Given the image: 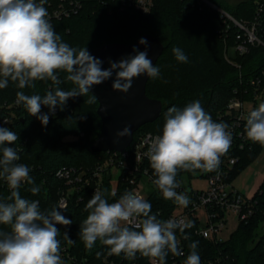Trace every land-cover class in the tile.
Returning a JSON list of instances; mask_svg holds the SVG:
<instances>
[{
  "label": "trees",
  "instance_id": "obj_1",
  "mask_svg": "<svg viewBox=\"0 0 264 264\" xmlns=\"http://www.w3.org/2000/svg\"><path fill=\"white\" fill-rule=\"evenodd\" d=\"M59 1L47 0L44 6L48 11L49 6L56 7ZM78 1L81 9L77 14L50 22L63 42L71 47H86L90 52L109 43L133 44L145 34L158 37L165 46L156 64L160 74L155 79H149L146 89L148 97L163 103L162 114L154 123L142 126L134 134V141L142 133L162 134L165 113L173 106L183 109L198 100L213 121L225 123L227 118L224 114L232 100L257 105L256 97L263 93L264 86V13L257 27V35L263 45H248V52L240 55L235 47L245 40L244 33L233 23L225 22L221 13L199 0H156L148 13L131 8L110 10L111 3L106 0ZM209 1L248 27L256 22L259 0L243 1L233 7L232 12L223 7L224 0ZM173 47L182 49L188 58L186 63L175 58ZM230 49H234V55L230 54ZM57 75L62 90L77 87L66 80L67 73L58 71ZM257 80L260 85L252 83ZM35 84L34 89H18L15 83L9 81L7 88L0 89V126L8 127L19 136L15 144L10 145L18 151L20 159L16 163H23L31 169L30 176L40 188V192L33 195L28 190L33 185L22 183L19 189L21 197L39 201L40 210L45 211L59 207L60 194L67 190L65 182L56 176L58 170L71 167L89 169L104 162L109 153L91 151L98 136L94 138L93 133L101 131L102 123L97 115L98 101L92 103V108L84 104L92 96L90 92L70 98L64 109L61 111L57 108V114L50 116L47 126H42L36 117L29 115L22 105L15 102L17 91L43 96L55 87L50 80L36 81ZM45 110L48 108L42 106V111ZM5 119H9V123H4ZM70 137L73 139L68 140ZM261 148L259 143H254L239 153L240 159L230 172V182L258 157ZM191 172L179 170L176 177ZM109 185L107 180L102 191L110 193ZM10 195L7 182L0 178V201L11 202L6 200ZM92 195L90 189L75 191L71 193L69 205L60 210L72 220L71 225H57L60 229L57 239L60 240V255L64 264H105L108 247L97 241L88 250L79 236L80 225L88 215L84 209ZM117 197L107 195L106 198L111 203ZM148 202L151 211L160 205L168 208V211L171 207V202L164 198L152 197ZM263 224L264 180L254 195L252 216L240 221L227 241L212 243L191 237L186 245L187 255L191 251L189 245L198 241L197 252L201 263L264 264V234L257 238L258 229ZM0 231L8 232L10 227L0 225ZM65 232L75 243L67 242ZM116 257L112 255V258Z\"/></svg>",
  "mask_w": 264,
  "mask_h": 264
},
{
  "label": "clouds",
  "instance_id": "obj_2",
  "mask_svg": "<svg viewBox=\"0 0 264 264\" xmlns=\"http://www.w3.org/2000/svg\"><path fill=\"white\" fill-rule=\"evenodd\" d=\"M46 2L0 0V89L7 88L9 81L18 89H34L36 81L50 80L55 87L43 96L16 93V104L22 105L42 126H47L50 116L55 115L57 108L62 111L70 98L88 94L92 86L112 79L113 75L111 87L122 93L129 91L134 78L144 74L153 79L159 76V68L148 57L146 38L139 40L145 46L144 51L134 47L132 55L119 61L110 59L109 67L103 68V61L91 55L86 47H71L63 42L48 19ZM172 52L178 61L187 62L182 49L173 47ZM58 71L67 73L66 80L77 87L62 90ZM96 100L92 95L88 103ZM42 106L48 108L47 113H42ZM245 119L246 137L264 146V102L248 112ZM227 127L223 122L213 121L198 100L183 109L175 106L168 109L162 134L150 139L144 153L156 177L152 183L164 199L183 207L190 204L186 194L176 191L180 186L176 180L178 171L217 170L221 157L231 147L232 135ZM129 134L130 129L125 127L116 136ZM18 139L16 132L0 126V178L11 189L6 198L11 202L0 201V225L10 227L8 232L0 231V264H64L57 225L68 226L72 220L63 215L62 207L41 211L39 201L21 197L22 183L33 185L28 189L33 195L40 188L30 176L31 169L16 163L20 157L10 145ZM107 195L115 196V192L97 190L85 206L88 215L80 225L79 236L88 250L99 241L108 247V255L123 254L127 259H135L139 253L153 264H166L169 253L182 255L176 230L183 233L194 226L193 222L159 219L151 214V204L133 191H125L112 203ZM64 236L69 244L75 243L67 232ZM197 247L198 241L189 245L191 251L184 264H201Z\"/></svg>",
  "mask_w": 264,
  "mask_h": 264
},
{
  "label": "built area",
  "instance_id": "obj_3",
  "mask_svg": "<svg viewBox=\"0 0 264 264\" xmlns=\"http://www.w3.org/2000/svg\"><path fill=\"white\" fill-rule=\"evenodd\" d=\"M111 3L110 10L134 9L142 13H148L154 7L156 0H106ZM205 3L212 10L221 13L225 22L233 23L240 32L245 35V40L238 43L235 51L240 55L248 52V45H263L257 35V27L259 18L264 13V0H259L257 4L256 22L248 27L246 23L236 20L228 12L210 2L209 0H199ZM51 9V10H50ZM81 9L78 0H71L67 4V0H60L56 7L49 6V21L69 18L73 14H77ZM238 38L241 40L240 36ZM253 84L260 85V81H253ZM264 93L263 90L261 91ZM256 97L258 101L264 102V94ZM249 106V107H248ZM257 107L254 103H245L239 99L232 100L225 111L224 116L227 118L225 124L228 126L227 131L232 135L231 147L229 151L221 157L218 169L203 175L207 181V187L203 190L187 189L183 182L182 176L176 177L179 187L176 189L178 193L186 194L190 199L187 207L179 206L173 200L171 207L163 205L153 207L151 214H156L161 220L168 219H184L185 222H193V227L187 228L183 233L176 230L177 239L179 241V249L182 255H173L171 253L166 257V264H184L187 258V244L191 237H199L212 243L223 242L219 239V234L226 226L228 219L234 215L238 221L246 220L253 214L254 195L247 197L234 188L230 182V172L233 166L239 161V153L244 151L249 145L254 144L246 137L245 123L248 112ZM57 109L56 113L57 114ZM48 110L42 111L47 113ZM4 123H9V119H5ZM157 135L153 133H142L137 139L131 143L123 152L111 151L107 159L89 169L62 168L57 171L58 179L63 180L67 190L62 191L58 201V206L65 209L71 199V193L90 189L92 193L97 190H103L106 181L110 182L109 192H115L118 200L125 191H133L142 196L146 201L152 197L163 198L160 190L152 183L156 178L150 167L148 158L144 155L147 151L148 143L151 138ZM116 200L112 201L115 202ZM166 200V199H165ZM111 202V203H112ZM205 211L206 222L202 223L199 213ZM264 225V224H263ZM187 237V239L185 238ZM105 264H153L149 258L141 256L137 253L135 259H127L123 254L112 258L108 255L105 258ZM201 264H214L213 261L203 262Z\"/></svg>",
  "mask_w": 264,
  "mask_h": 264
},
{
  "label": "water",
  "instance_id": "obj_4",
  "mask_svg": "<svg viewBox=\"0 0 264 264\" xmlns=\"http://www.w3.org/2000/svg\"><path fill=\"white\" fill-rule=\"evenodd\" d=\"M141 38H146L148 41V57L156 66L164 53V44L152 34H145ZM139 40L133 44L109 43L90 51V54L102 60V67L107 68L110 59L119 61L121 58L132 55L134 47L144 51L145 46L139 44ZM114 78L115 75L112 79L100 85H94L90 89V93L97 97L99 103L97 115L102 123L100 134L91 146L93 153L123 152L131 145L134 134L142 126L154 123L162 114L163 103L160 100L151 99L146 92L150 77L144 74L134 78L132 87L127 93L112 89ZM125 127L130 129V134L117 138L116 133Z\"/></svg>",
  "mask_w": 264,
  "mask_h": 264
},
{
  "label": "rangeland",
  "instance_id": "obj_5",
  "mask_svg": "<svg viewBox=\"0 0 264 264\" xmlns=\"http://www.w3.org/2000/svg\"><path fill=\"white\" fill-rule=\"evenodd\" d=\"M248 1V0H224L223 7L226 10L232 12L237 4ZM234 49H230V54L234 55ZM86 97V96H85ZM86 99V98H85ZM261 101H258L257 106ZM84 104L87 108H92V103L89 104L87 100L84 101ZM249 107V106H248ZM100 132L95 131L93 133V137L95 138L97 135L99 136ZM97 136V137H98ZM73 138H68L71 140ZM206 173L204 170L196 169L193 170L190 174L186 173L181 175L182 182L187 189H199L203 190L207 187V181L203 177ZM264 180V146L261 148V152L258 157L249 165L245 166L239 174L233 179L232 185L235 189H237L240 193L247 197H252L259 189L261 183ZM200 219L203 224L206 222V214L205 211H200L199 213ZM239 225L238 219L231 215L228 219L226 228L221 231L219 234V239L222 241H227L231 234L237 229ZM264 234V225H261L258 229V237Z\"/></svg>",
  "mask_w": 264,
  "mask_h": 264
}]
</instances>
